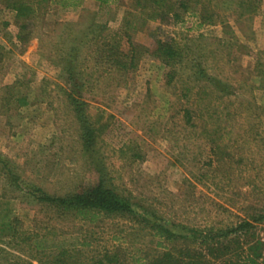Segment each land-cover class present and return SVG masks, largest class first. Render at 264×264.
Masks as SVG:
<instances>
[{"label":"rangeland","instance_id":"1","mask_svg":"<svg viewBox=\"0 0 264 264\" xmlns=\"http://www.w3.org/2000/svg\"><path fill=\"white\" fill-rule=\"evenodd\" d=\"M6 1L0 0V264H53L62 249L65 264H94L112 252L119 264H132L163 249L141 227L142 217L182 234L248 220L249 231L231 240L234 259L246 263L247 246L257 239L264 255V0L253 11L244 0H182L188 8L181 19L171 12L144 19L141 11H149L136 0H82L74 8L31 2L37 8L24 43ZM170 1L183 11L179 0ZM206 13L209 20L200 17ZM127 38L143 48L134 67L122 71L98 60L104 43L119 42L115 49L126 52ZM158 39L179 47L180 63L153 56ZM72 44L77 55L67 57ZM72 58L94 129L91 152L82 148L66 96L63 69ZM200 70L227 92L199 79ZM96 169L131 200L136 217L99 214L89 222L38 198L90 187ZM36 237L63 248L38 249ZM74 241L80 244L70 247Z\"/></svg>","mask_w":264,"mask_h":264},{"label":"trees","instance_id":"2","mask_svg":"<svg viewBox=\"0 0 264 264\" xmlns=\"http://www.w3.org/2000/svg\"><path fill=\"white\" fill-rule=\"evenodd\" d=\"M99 3H105L107 0H96ZM252 8L253 11L257 7L259 0H244ZM31 2H35L37 5L46 6V4H56L62 8L77 7L80 6L82 0H7L6 5L14 12V18L18 22V33L16 38L18 41L24 43L26 41V28L29 25L31 18L35 12V6ZM137 5L142 9H148V13L141 11L140 13L144 19L163 18L170 12L175 19H181L182 12L187 11L186 3L179 0L181 7L173 9V4L170 0H136ZM204 20L210 19V14L202 15ZM126 35V34H125ZM128 36V35H127ZM81 42V41H80ZM79 42V43H80ZM128 49L126 52H119L115 48H118L119 42L104 43L97 57L102 62L110 63L121 69L127 71L136 65L135 58L143 49L140 46L134 45L127 38ZM78 48L76 44H72L68 47L67 57H76ZM154 57L159 58L165 65H176L181 61V51L171 40L158 39L155 43V48L152 51ZM64 72L66 74V80L70 85V89L67 90L66 96L74 111L75 118L80 125V139L82 148L85 151L91 152L94 144V129L89 123V117L86 113L85 102L79 97L83 82L76 80V72L72 65L74 59L69 63H64ZM74 66V65H73ZM199 79L208 82L213 85L215 89L220 92H227L225 86L221 83L213 80L212 78L205 77V74L200 70ZM213 83V84H212ZM185 117L189 120L190 114L186 112ZM97 170V181L94 185L87 187L81 191L72 192L64 196H50L42 193L38 198L42 201L52 204L56 209L62 212H70L75 217L92 222L99 214L112 215L120 214L136 217L134 204L127 197L119 194L115 189L110 187L105 181L104 177L100 174V169ZM142 228L151 230L153 237H158L157 245L162 246L163 249L158 251L154 256L150 258H136L133 259L132 264H220L218 260L229 264L230 262H239L235 260L234 256H239L238 253L232 250L230 246L231 240L235 239L241 233H247L252 227V223L248 220H242L233 227H227L225 229H219L213 231L212 228L205 229V231H198L196 229H188V234L176 233L164 225L156 222H151L147 218L142 217L138 219ZM10 223H5L4 230L9 229ZM232 236V237H231ZM235 237V238H234ZM36 248L45 249L46 247H58L63 248L59 243L48 245V239L36 237L33 239ZM179 242V244H177ZM164 243L166 245H164ZM80 244L78 241H74L68 244L70 247ZM82 244V243H81ZM181 244V245H180ZM199 245V247H197ZM262 243L257 239L253 243L247 246L245 258L246 263L240 264H264V255H261L260 249ZM261 247V248H260ZM65 252V249L59 251L56 254L53 264H65L63 259H58L59 256ZM260 259V261H259ZM234 260V261H233ZM244 261V258H243ZM10 264H32V263H20L14 262ZM94 264H119L117 253H105L101 259H98ZM239 264V263H238Z\"/></svg>","mask_w":264,"mask_h":264}]
</instances>
